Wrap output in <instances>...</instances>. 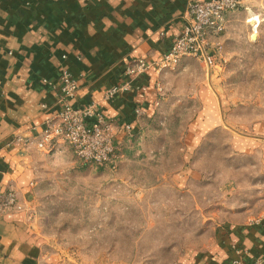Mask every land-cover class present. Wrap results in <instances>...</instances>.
Masks as SVG:
<instances>
[{
	"label": "rangeland",
	"instance_id": "1",
	"mask_svg": "<svg viewBox=\"0 0 264 264\" xmlns=\"http://www.w3.org/2000/svg\"><path fill=\"white\" fill-rule=\"evenodd\" d=\"M217 38L219 66L165 69L112 161L64 143L38 160L20 210L36 243L10 264H196L225 224L264 216V0H241Z\"/></svg>",
	"mask_w": 264,
	"mask_h": 264
},
{
	"label": "crops",
	"instance_id": "2",
	"mask_svg": "<svg viewBox=\"0 0 264 264\" xmlns=\"http://www.w3.org/2000/svg\"><path fill=\"white\" fill-rule=\"evenodd\" d=\"M187 2L0 0V192L15 188L25 206L38 160L66 144L58 137L44 141L47 122L59 105L58 92L43 79L57 82L69 70L79 85L70 103L96 102L116 126L118 146L138 129L161 99L164 70L152 67L130 78L129 91L111 98L104 94L126 78L125 66L134 59L161 58L182 32ZM136 107L142 110L139 116ZM24 216L18 210L0 214V264L34 249L36 239L23 232ZM213 247L196 264H228L237 257L264 260V216L225 224Z\"/></svg>",
	"mask_w": 264,
	"mask_h": 264
},
{
	"label": "built area",
	"instance_id": "3",
	"mask_svg": "<svg viewBox=\"0 0 264 264\" xmlns=\"http://www.w3.org/2000/svg\"><path fill=\"white\" fill-rule=\"evenodd\" d=\"M241 0H191L186 10L185 24L182 32L176 36L169 49L157 62H149L144 58H136L125 66V79L110 88L104 94L111 98L118 92L131 89L133 76L150 68L161 72L174 69L185 56H192L207 68L218 67L217 56L221 53V42L217 36L225 28V14L236 9ZM58 92L59 109L55 116L47 122L44 130V141L58 137L71 147L75 156L83 161L95 164H106L116 157L118 149L117 128L113 121L107 119L99 110L96 102L82 106H74L69 99L78 90V80L69 71L62 72L59 80L53 82L42 80ZM136 115L142 110L135 108ZM129 130V125L124 127ZM26 143L25 139L18 138ZM42 146L41 143H39ZM24 205L18 201L16 192L7 189L0 192V213L11 210H23ZM228 264H264L262 259L243 260L242 257L232 259Z\"/></svg>",
	"mask_w": 264,
	"mask_h": 264
},
{
	"label": "bare ground",
	"instance_id": "4",
	"mask_svg": "<svg viewBox=\"0 0 264 264\" xmlns=\"http://www.w3.org/2000/svg\"><path fill=\"white\" fill-rule=\"evenodd\" d=\"M250 21L252 22V25L254 28H256L257 24L260 22V20L256 14L250 15ZM252 37L254 38V35H252Z\"/></svg>",
	"mask_w": 264,
	"mask_h": 264
}]
</instances>
